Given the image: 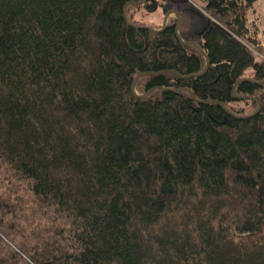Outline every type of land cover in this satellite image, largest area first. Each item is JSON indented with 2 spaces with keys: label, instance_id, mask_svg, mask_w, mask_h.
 <instances>
[{
  "label": "trees",
  "instance_id": "trees-1",
  "mask_svg": "<svg viewBox=\"0 0 264 264\" xmlns=\"http://www.w3.org/2000/svg\"><path fill=\"white\" fill-rule=\"evenodd\" d=\"M128 1L0 0V264H264L257 0H203L223 19L190 39L179 9L189 78L176 17ZM163 70L136 90L237 116L134 95Z\"/></svg>",
  "mask_w": 264,
  "mask_h": 264
},
{
  "label": "rangeland",
  "instance_id": "rangeland-1",
  "mask_svg": "<svg viewBox=\"0 0 264 264\" xmlns=\"http://www.w3.org/2000/svg\"><path fill=\"white\" fill-rule=\"evenodd\" d=\"M161 3H164L166 8L159 6L155 11L148 12L145 8H139L133 11L134 19L145 23L150 26H159L162 24L163 18L165 17L166 11L168 9L181 10L185 9L187 16L189 17V24L184 27V36L188 39L191 38L193 34L206 26L207 22L210 20L219 21L223 19L217 14L209 11L205 7V2L203 0H159ZM248 16L247 22L250 23V20L256 19L257 28L256 30L257 37L259 38V50L255 51L259 56H264L261 52L264 50V0H257L253 3V6L248 7L246 10ZM175 13H172L169 16L170 18H175ZM256 28L251 26L250 31H254ZM254 33V32H253ZM182 36V35H181ZM251 74V72H248Z\"/></svg>",
  "mask_w": 264,
  "mask_h": 264
},
{
  "label": "water",
  "instance_id": "water-1",
  "mask_svg": "<svg viewBox=\"0 0 264 264\" xmlns=\"http://www.w3.org/2000/svg\"><path fill=\"white\" fill-rule=\"evenodd\" d=\"M148 0H130L128 1L124 7H123V13H124V18L125 20L127 21L128 24L132 25V26H135V27H146L148 29H151L153 31H160L162 29H164L166 26H167V20H168V17L172 14V13H175L176 15V23H175V33L178 37V39L185 43V44H192V45H195L197 46L201 52L203 53L205 59H206V65H205V68L200 72V73H197V74H189V75H183L179 72L178 75L182 78H189V77H196V76H201L203 75L209 64H210V59H209V56L207 55V53L200 47V45L193 41V40H188V39H184L180 32H179V27H180V24H181V21H182V18L183 16L181 15V11L179 10H175V9H168L166 11V14H165V17L163 18V21H162V25L160 28H154L152 26H148V25H137V24H133L129 19H128V16H127V13H126V8L128 5L130 4H139V3H143V2H146ZM166 70H163V71H142V72H139L136 74V76L134 77L133 81H132V91L134 93L135 96L137 97H146L149 93L153 92L154 90L156 89H161V90H169V91H174V92H178V91H181V90H185V91H188L190 96L193 97L195 100H197L198 102H207V101H214V102H217L227 113L231 114V115H234V116H237L235 115L223 102L221 101H218L216 99H197L195 98L194 96V93H193V90L190 89L189 87H160V86H153L151 87L150 89H148L147 91L143 92V93H139L137 90H136V82L138 80V78L142 75H146V74H150V73H160V72H164ZM174 71V70H173ZM240 80H250L248 78H241L239 79L237 82H239ZM250 81H253V80H250ZM262 81V80H261ZM260 81V82H261ZM236 82V84H237ZM236 84L233 86V89H232V93H233V96L237 99H245V98H249V99H255L257 100L256 97L254 96H251V95H237L236 92H235V87H236ZM261 109V104L258 102V108L256 109V111H254L253 113L249 114V115H245V116H238L240 118H247V117H250L252 115H255L257 112H259V110Z\"/></svg>",
  "mask_w": 264,
  "mask_h": 264
}]
</instances>
